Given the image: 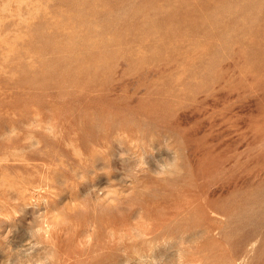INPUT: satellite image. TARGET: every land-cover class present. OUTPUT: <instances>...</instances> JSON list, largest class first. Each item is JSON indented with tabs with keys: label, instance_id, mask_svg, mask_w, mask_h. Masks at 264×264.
Returning <instances> with one entry per match:
<instances>
[{
	"label": "rangeland",
	"instance_id": "1",
	"mask_svg": "<svg viewBox=\"0 0 264 264\" xmlns=\"http://www.w3.org/2000/svg\"><path fill=\"white\" fill-rule=\"evenodd\" d=\"M0 264H264V0H0Z\"/></svg>",
	"mask_w": 264,
	"mask_h": 264
},
{
	"label": "bare ground",
	"instance_id": "2",
	"mask_svg": "<svg viewBox=\"0 0 264 264\" xmlns=\"http://www.w3.org/2000/svg\"><path fill=\"white\" fill-rule=\"evenodd\" d=\"M87 30H88V29H87ZM87 35H88V34H87ZM83 37H84V36H83ZM85 37H86V36H85ZM88 38H89V37H88ZM88 38H87V39H88ZM87 42H88V41H87ZM32 43H33V42H32ZM89 46H90V45H89ZM92 46H93V45H92ZM95 46H96V45H95ZM71 47H72V46H71ZM59 49H60V48H59ZM59 49H58V50H59ZM70 51H71V50H70ZM70 51H69V52H70ZM21 53H22V52H21ZM75 62H76V61H75ZM55 65H56V64H54V68H55ZM58 66H59V65H58ZM79 66H80V65H78V67H79ZM82 66H83V65H82ZM74 67H75V66H73V68H74ZM78 67H77V68H78ZM85 67H86V66H85ZM52 68H53V67H52ZM82 68H83V67H82ZM26 69H27V68H26ZM64 69H65V68H64ZM70 70H72V69L70 68ZM77 70H78V69H77ZM74 71H75V70H74ZM77 72H78V71H77ZM77 72H76V73H77ZM54 73H55V72H54ZM67 73H69V72H67ZM74 73H75V72H74ZM76 73H75V74H76ZM72 74H73V73H72ZM68 75H69V74H68ZM55 76H56V74H55ZM61 76H62V74H61ZM70 76H71V75H70ZM64 78H65V77H64ZM72 78H73V75H72ZM70 80H71V79H69V81H70ZM60 83H61V82H60ZM62 84H63V83H62ZM59 120H60V119H59ZM57 148H58V147H57ZM88 160H89V159H88ZM73 161H74V160H73ZM72 164H73V163H72ZM129 167H130V166H129ZM114 213H115V212H114ZM92 214H93V213H92ZM95 214H96V213H95ZM104 215H105V213H104ZM104 215H103V216H104ZM94 216H95V215H94ZM107 216H108V215H107ZM110 216H111V215H110ZM104 217H105V216H104ZM111 217H112V216H111ZM166 217H167V215H166ZM108 218H109V217H108ZM159 218H160V217H159ZM162 218H163V217H162ZM102 219H103V218H102ZM106 219H107V218H106ZM167 224H168V223H167ZM168 226H169V225H168ZM170 226H171V225H170ZM170 226H169L168 230L170 229ZM171 227H172V226H171ZM163 228H166V227L163 226ZM163 230H165V229H163ZM170 230H171V229H170ZM45 232H46V231H45ZM47 234H48V233H47ZM46 238H47V236H46ZM51 239H52V237H51ZM179 254H180V253H179Z\"/></svg>",
	"mask_w": 264,
	"mask_h": 264
}]
</instances>
